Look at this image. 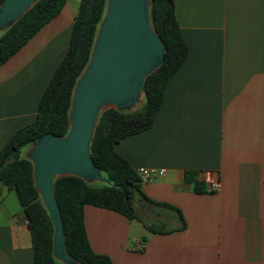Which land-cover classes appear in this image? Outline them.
I'll list each match as a JSON object with an SVG mask.
<instances>
[{"label": "crops", "instance_id": "1", "mask_svg": "<svg viewBox=\"0 0 264 264\" xmlns=\"http://www.w3.org/2000/svg\"><path fill=\"white\" fill-rule=\"evenodd\" d=\"M78 2L0 64V147L35 119ZM174 14L187 55L151 125L114 147L135 170L164 169L140 183L158 204L140 200L139 220L84 205L89 245L112 264H264V0H174ZM25 220L0 181V264H33Z\"/></svg>", "mask_w": 264, "mask_h": 264}, {"label": "trees", "instance_id": "2", "mask_svg": "<svg viewBox=\"0 0 264 264\" xmlns=\"http://www.w3.org/2000/svg\"><path fill=\"white\" fill-rule=\"evenodd\" d=\"M65 1L37 0L23 16L4 30L0 34V64L23 46L43 24L57 15ZM105 4V0H79L69 45L40 96L35 119L19 127L0 147V181L15 191L28 221L34 251L33 264L58 263L51 252L52 224L34 187L32 164L22 152L43 133L61 136L67 132L73 87L88 61ZM149 16L153 29L165 45L163 61L146 77L139 107L131 111L107 108L99 115L90 145L95 166L111 182L92 184L75 176H61L53 181L65 246L80 264H112L107 255L94 252L89 245L83 223L84 205L111 209L128 219L139 220L133 205V189L137 190V203L144 199L158 204L145 196L136 170L114 148L123 137L151 125L163 104L169 78L187 55V45L174 14V0H153ZM192 175V172H186L185 179L193 181ZM197 185L198 182L193 181V189L202 191ZM145 226L151 231H157L154 226Z\"/></svg>", "mask_w": 264, "mask_h": 264}, {"label": "water", "instance_id": "3", "mask_svg": "<svg viewBox=\"0 0 264 264\" xmlns=\"http://www.w3.org/2000/svg\"><path fill=\"white\" fill-rule=\"evenodd\" d=\"M37 0L0 3V31L13 25ZM105 10L88 61L73 87L64 135L43 133L22 155L32 164V181L52 224L51 252L64 264H80L66 249L53 181L75 176L107 183L92 160L90 145L99 115L107 108L131 111L140 105L146 77L164 58L165 45L149 16L153 0H105ZM137 206V190L133 189Z\"/></svg>", "mask_w": 264, "mask_h": 264}, {"label": "built area", "instance_id": "4", "mask_svg": "<svg viewBox=\"0 0 264 264\" xmlns=\"http://www.w3.org/2000/svg\"><path fill=\"white\" fill-rule=\"evenodd\" d=\"M136 173L139 177L140 183H145L148 182L152 179L153 176L155 175H161L164 173L163 168L159 169H154V168H145V167H139L136 169ZM219 184L216 181H211L210 182V189H218ZM25 223H28L27 220H25Z\"/></svg>", "mask_w": 264, "mask_h": 264}, {"label": "rangeland", "instance_id": "5", "mask_svg": "<svg viewBox=\"0 0 264 264\" xmlns=\"http://www.w3.org/2000/svg\"><path fill=\"white\" fill-rule=\"evenodd\" d=\"M2 32H3V31H0V34H1ZM137 107H139V106H137ZM137 107H136V108H137ZM25 148H26V147H25ZM25 148H24V149H25ZM24 149H23V150H24ZM94 183L97 184V183H99V182H94ZM94 183H92V184H94ZM139 203H140V202H139ZM139 203H138V205H137L138 212L140 211V208L138 207V206H139ZM141 203H143V202H141ZM141 203H140V204H141ZM153 223H157V220H155V222H153ZM56 261H57L58 264H64V263H63L62 261H60V260H56Z\"/></svg>", "mask_w": 264, "mask_h": 264}]
</instances>
